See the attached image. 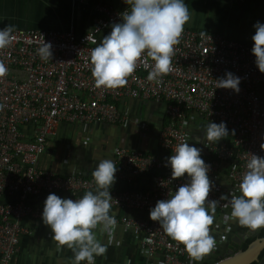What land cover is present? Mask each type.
I'll use <instances>...</instances> for the list:
<instances>
[{
	"label": "built area",
	"instance_id": "1",
	"mask_svg": "<svg viewBox=\"0 0 264 264\" xmlns=\"http://www.w3.org/2000/svg\"><path fill=\"white\" fill-rule=\"evenodd\" d=\"M128 7L95 3L92 25L82 33H76L72 25L67 29L15 28L13 43L0 49V61L8 68L7 75L0 78V264H11L19 251V238L27 232L21 221L42 220L45 201L38 199L40 196L56 194L76 200L96 189L91 175L74 168L54 173L37 166L58 125L105 122L123 126L129 121L124 104L127 99L164 105V121L156 134L164 155L113 147L115 183L130 184L143 175L150 176L147 188H110L112 209L144 213L143 217L114 213L117 228L132 233L142 255H159L156 264H208L222 257L216 255L218 248L232 240L227 201H220L214 213L210 229L216 241L214 249L195 262L184 245L172 240L149 213L158 200L168 199L190 179L187 174L171 179L172 169L165 165L177 144L186 141L191 146L187 122L191 113L207 123L224 122L229 130L228 137L200 145L205 150L201 158L210 165L208 176L213 187L209 200L230 193L239 196L251 154L264 157L260 147L264 144V73L255 64L254 44L185 25L180 42L174 46L170 73L149 81L154 61L145 54L124 87L97 88L90 71V52L99 44L98 33L121 22L120 14ZM43 39L52 44L53 56L48 61L36 51ZM227 72L240 78L239 92L216 88V80ZM133 122L146 136L150 125L140 119Z\"/></svg>",
	"mask_w": 264,
	"mask_h": 264
},
{
	"label": "clouds",
	"instance_id": "2",
	"mask_svg": "<svg viewBox=\"0 0 264 264\" xmlns=\"http://www.w3.org/2000/svg\"><path fill=\"white\" fill-rule=\"evenodd\" d=\"M125 3L129 7L120 14L121 22L113 23L111 32L90 52V71L97 88L124 87L145 54L154 61L147 76L149 81H158L170 73L174 46L180 42L184 26L190 20L184 0H125ZM253 27L256 31L251 51L256 66L264 73V24L257 21ZM14 31L15 26L10 23L0 29V49L13 43ZM36 51L44 61L53 56L52 44L45 43L44 39ZM7 73L8 68L0 61V78ZM239 84L240 78L231 72L216 80V88L236 92H239ZM203 134V141L214 143L228 137L229 130L224 122H210ZM260 147L264 149V144ZM165 166L172 169L171 179L185 174L190 179L168 199L158 200L150 209V219L159 222L172 240L183 244L192 261L202 260L216 245L210 229L220 201H227L225 207L231 208L229 218L241 227L264 228V157L251 154L239 184L241 194L221 195L219 200L208 198L213 185L208 176L210 165L201 158V149L181 142L175 146ZM116 172L113 160L102 159L91 174L95 192L87 191L76 200L49 194L44 202L42 222L51 228L57 248L66 247L73 252L72 264L82 261L96 264V257L104 256L113 242L117 219L112 212L110 188L115 183ZM97 229L107 235V244L98 238Z\"/></svg>",
	"mask_w": 264,
	"mask_h": 264
},
{
	"label": "crops",
	"instance_id": "3",
	"mask_svg": "<svg viewBox=\"0 0 264 264\" xmlns=\"http://www.w3.org/2000/svg\"><path fill=\"white\" fill-rule=\"evenodd\" d=\"M120 8L125 0H0V26L9 23L15 28L67 29L70 25L76 33L89 30L92 23V6L95 3ZM190 20L186 26L219 32L234 37L247 44H254L253 25L259 21L264 24V0H184ZM102 31V30H101ZM111 32V27L98 33V42ZM264 96V87H263ZM124 104L128 110V123L125 125L105 122L60 123L56 133L48 140L45 150L37 160V166L54 173H65L70 169L91 175L102 159L112 160V149L116 145L138 148L146 152L164 155L156 142V134L164 121V105L159 102L127 99ZM188 119V131L191 145L200 148L203 141V129L208 124L191 113ZM135 119L144 120L150 125L146 136H142ZM206 142L207 140L204 139ZM92 176V175H91ZM150 186V176L143 175L130 184L114 183L111 188H137ZM96 189L93 190L95 192ZM49 194L38 199L45 201ZM118 215L143 217L144 213L134 209H112ZM230 221L229 233L232 240H242L256 230L241 227ZM27 232L19 238V251L11 264H72L73 252L70 249L57 248L52 239L51 228L42 220L25 218L21 221ZM260 229V228H259ZM97 236L107 244L105 234ZM130 231L118 227L111 245L102 257H96V264H148L159 259V255H142L137 241ZM228 243L218 248V256L227 251ZM81 264H87L82 261ZM258 264H264V258Z\"/></svg>",
	"mask_w": 264,
	"mask_h": 264
},
{
	"label": "water",
	"instance_id": "4",
	"mask_svg": "<svg viewBox=\"0 0 264 264\" xmlns=\"http://www.w3.org/2000/svg\"><path fill=\"white\" fill-rule=\"evenodd\" d=\"M258 232L259 229L253 232L251 236H255ZM263 249L264 235L257 236L244 249L230 252L226 256L220 257L208 264H251L254 261H259V254Z\"/></svg>",
	"mask_w": 264,
	"mask_h": 264
},
{
	"label": "trees",
	"instance_id": "5",
	"mask_svg": "<svg viewBox=\"0 0 264 264\" xmlns=\"http://www.w3.org/2000/svg\"><path fill=\"white\" fill-rule=\"evenodd\" d=\"M262 235H264V228H260L259 232L255 236L249 235L243 238L242 240H231L228 243L227 250L229 252H234L236 250L244 249L251 240H253L257 236H262ZM263 256H264V249L259 254V260L262 259ZM257 262L258 261H254L251 264H257Z\"/></svg>",
	"mask_w": 264,
	"mask_h": 264
},
{
	"label": "rangeland",
	"instance_id": "6",
	"mask_svg": "<svg viewBox=\"0 0 264 264\" xmlns=\"http://www.w3.org/2000/svg\"><path fill=\"white\" fill-rule=\"evenodd\" d=\"M103 31V30H102ZM102 31H100V32H102ZM232 221H234V220H232ZM234 224L236 225V227H238V226H240L237 222H234ZM230 252L227 250L226 252H225V254L224 255H222V257L223 256H226L227 254H229ZM263 258H264V256H263ZM262 258V259H263ZM261 261V259L257 262V264L259 263Z\"/></svg>",
	"mask_w": 264,
	"mask_h": 264
}]
</instances>
